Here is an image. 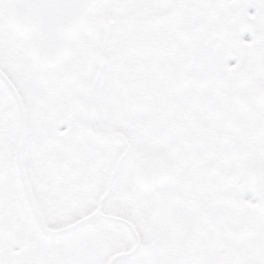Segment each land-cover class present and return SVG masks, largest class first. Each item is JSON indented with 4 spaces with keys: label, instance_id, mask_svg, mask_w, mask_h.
Masks as SVG:
<instances>
[{
    "label": "snow or ice",
    "instance_id": "obj_1",
    "mask_svg": "<svg viewBox=\"0 0 264 264\" xmlns=\"http://www.w3.org/2000/svg\"><path fill=\"white\" fill-rule=\"evenodd\" d=\"M0 264H264V0H0Z\"/></svg>",
    "mask_w": 264,
    "mask_h": 264
}]
</instances>
